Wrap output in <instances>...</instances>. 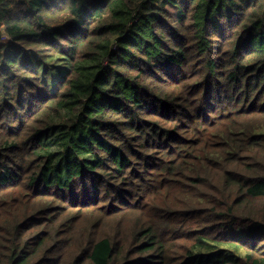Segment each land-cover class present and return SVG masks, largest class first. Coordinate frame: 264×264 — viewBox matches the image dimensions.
Listing matches in <instances>:
<instances>
[{"label":"trees","instance_id":"1","mask_svg":"<svg viewBox=\"0 0 264 264\" xmlns=\"http://www.w3.org/2000/svg\"><path fill=\"white\" fill-rule=\"evenodd\" d=\"M0 264H264V0H0Z\"/></svg>","mask_w":264,"mask_h":264}]
</instances>
